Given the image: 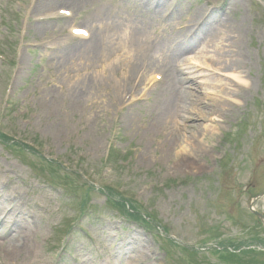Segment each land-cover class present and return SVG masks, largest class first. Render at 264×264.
<instances>
[{"label": "rangeland", "instance_id": "obj_1", "mask_svg": "<svg viewBox=\"0 0 264 264\" xmlns=\"http://www.w3.org/2000/svg\"><path fill=\"white\" fill-rule=\"evenodd\" d=\"M100 4L120 21L138 17L132 0H0V247L22 237V256L1 252L0 264H124L131 236L152 249L150 264H264V227L249 211L264 192V0L148 7L156 16L176 11L166 23L178 42L200 11L228 22L220 48L231 51L234 28L241 39L234 75L204 65L212 66L210 53H200L205 40L184 54L205 102L228 101L225 117L186 124L200 126L184 133H201L200 143L183 142L198 148L191 158L182 148L166 156L159 140H145L158 70L109 109L113 96L98 83L110 63L63 54L99 29ZM106 39L124 47V35ZM86 79L96 88L76 99ZM254 208L264 214V198Z\"/></svg>", "mask_w": 264, "mask_h": 264}, {"label": "bare ground", "instance_id": "obj_2", "mask_svg": "<svg viewBox=\"0 0 264 264\" xmlns=\"http://www.w3.org/2000/svg\"><path fill=\"white\" fill-rule=\"evenodd\" d=\"M74 1L82 4L92 2V0ZM163 1L132 0L138 10V17L126 21H120L115 11L100 4L96 7L97 20H95L99 24V29L92 33L88 42L80 40V43L67 49L63 54H75L93 62L104 60L110 63L109 67L103 70L102 83H98L113 96L112 102L108 104L109 109L123 107L126 98L135 96L143 85L142 74L149 70H158L161 77L159 76L160 79L155 85L157 89H154L153 92L156 115L152 117L151 123L148 122L149 126L145 128V140H159L158 143H161L166 156L171 154L173 149L182 148V153L186 154L187 158H191L194 152H198V148L183 145V142L187 140L192 145L200 143L199 134L201 133L193 134V139L186 138L184 133L185 130L200 128V126L186 124L193 121L205 122L211 114L225 117L224 103L228 101L221 100L218 101L219 103L211 101L210 104L205 102L206 99L203 97L207 95L203 93L202 83H197L196 79L191 76V71L196 69L195 64L192 63L194 66L185 68L184 54L205 40L203 50L200 48V53L201 55L206 53V57L208 52L210 53L211 57L208 62L212 66L207 65L206 62L204 65L210 67L211 71L212 68H216L234 75L239 69H242L243 64L240 51L241 39L237 29L234 28L231 31L233 35L231 51L227 47L220 48L221 44L223 45L222 36L229 31L228 22L222 20L215 22L217 17L215 18L214 15L212 17L211 13L206 14L204 11H200L196 15L195 21L190 23L186 29V39L178 42L169 35V31L167 32L169 29L166 23V20L175 15L176 11L162 10L163 12L161 11L156 16L157 11L153 13L148 8L149 5L158 7ZM151 21L152 23L149 24ZM149 29L151 30L150 34H148ZM154 33H156L155 36ZM122 35H124L125 44L121 49L116 48L117 46L114 48L112 42L109 43L106 39H121ZM210 49L211 51H209ZM206 57L203 55L198 62L201 63L202 59ZM209 76L204 74L202 78L207 79ZM95 85L96 81L94 83L91 79L84 80L81 87L76 89L74 96L79 99L86 93L90 94L93 88H96ZM207 85L210 84L205 82L204 86ZM245 86L240 85L238 91L234 92L237 98L242 96ZM222 88L224 89V86ZM216 105H220V108H217ZM123 121L129 126L133 123L134 117L132 114L125 115ZM2 207L3 198H0V209ZM15 218L20 220L19 216H15ZM21 239V235L14 236L3 248L0 247V253H4L10 259L19 258L22 256L19 245ZM130 239L133 241V256L127 259V253L122 250L119 255L120 262L124 260V264H150V258L156 260L155 256H150L152 249H149L148 245L133 236ZM141 247L143 249L140 253Z\"/></svg>", "mask_w": 264, "mask_h": 264}, {"label": "water", "instance_id": "obj_3", "mask_svg": "<svg viewBox=\"0 0 264 264\" xmlns=\"http://www.w3.org/2000/svg\"><path fill=\"white\" fill-rule=\"evenodd\" d=\"M264 197V193H262L260 196H258L252 203V205L250 206V211L256 215L259 220L262 222V224L264 225V215L263 214H260L259 212L255 211L254 208H253V205L257 202V200L261 199Z\"/></svg>", "mask_w": 264, "mask_h": 264}]
</instances>
